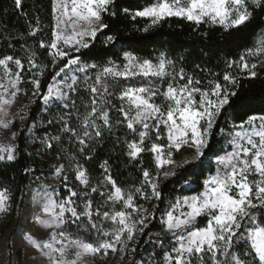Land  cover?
Instances as JSON below:
<instances>
[{
    "label": "snow or ice",
    "instance_id": "6c2138e0",
    "mask_svg": "<svg viewBox=\"0 0 264 264\" xmlns=\"http://www.w3.org/2000/svg\"><path fill=\"white\" fill-rule=\"evenodd\" d=\"M50 3V26L39 16L33 24L23 0L13 4L27 32L13 34L0 23V40L14 49L22 39L26 53L0 49V130L9 134L0 141V217L20 215L30 193L32 207L23 215L34 229L21 231L19 242L3 234L6 255L17 253L7 264H107L110 253L123 261L135 256L142 237L161 248L151 264H264V100L252 111L256 98L240 94L242 80L262 78L264 31L226 62L235 72L222 79L213 73L204 87L165 53L151 59L115 52L108 18L121 9L129 15L117 0ZM257 10L264 11V0H152L130 15L147 21L143 33L177 18L241 34ZM101 37L108 51L99 54L116 59H82ZM121 128L124 139L116 136V143L141 166L139 183L122 187L107 159L93 183L86 165L105 134ZM21 161L28 183L16 188L6 173ZM179 170L197 181L207 175L202 183L185 181L165 203L162 186L179 179ZM46 172L57 183H47Z\"/></svg>",
    "mask_w": 264,
    "mask_h": 264
},
{
    "label": "trees",
    "instance_id": "16d2710c",
    "mask_svg": "<svg viewBox=\"0 0 264 264\" xmlns=\"http://www.w3.org/2000/svg\"><path fill=\"white\" fill-rule=\"evenodd\" d=\"M151 2L152 0H117L118 4L129 9V15H125L121 9L117 17L108 18V22L112 25V31L109 34L118 37L114 51H133L143 58L151 59H155L160 53H165L170 59L177 62V68L183 66L187 73L202 80L204 82L202 86L204 87L207 86V80L214 78L213 73H219V78L222 79L225 71L235 72V69L230 70L226 67V62L238 59L246 49L254 47L261 38V32L264 31V11L257 10L254 13L253 20L248 24L247 29L241 30V34H237L235 31L232 34L225 33L218 27L208 25H201L196 28V26L177 18H171L149 33H143L138 29L144 27L147 21L143 18L133 21L130 14ZM23 4L24 11L28 13V19L33 24L35 18L39 16L42 25H51L50 0H23ZM0 23H6L9 26L8 30L13 34L26 33L28 30L26 19L14 8L13 0H0ZM44 31H50V27H45ZM101 41L102 37L97 41L96 50L88 53V56L82 59H86L89 63L98 64L105 63L109 59H116L114 55L99 54L108 51ZM21 43H23V40L17 39L14 41L15 48L9 49L7 46L8 41L0 40V49L4 52L14 51L16 55L24 57L26 53L21 49ZM261 76L262 78L242 80L241 83L240 94L256 98L255 109H252V111L258 110L261 107V100H264V70H262ZM26 87H30V85H26ZM227 122L231 123L230 120H227ZM124 134L125 130L123 128L116 130L115 135L105 134L103 143L96 148L94 159L86 165L92 173L93 183L101 174L99 163L105 159L109 160L112 166V174L122 187L127 188L139 183L141 166L135 162L129 163L127 156L124 154L123 145L116 143V136L123 140ZM215 144L216 141L214 140L213 146ZM21 147H23V144H21ZM149 159L150 157L145 155V160ZM23 166L24 161H21L10 167L6 173L7 176L16 178V188L28 183L26 179L21 178ZM35 166L39 169L41 162L37 160ZM179 171L181 173L179 179L177 177L170 178L162 186L165 203L174 201L181 194L185 181L191 179L196 183H202L204 176L207 175L205 171L197 181L196 177L183 176V170ZM184 194L189 193L185 192ZM27 199L28 194H25L20 209L21 212L27 206ZM97 199L99 198L97 197ZM165 203L161 204V209L165 207ZM151 232V239L155 241L157 233L160 232L159 226L152 227ZM160 236L163 238L164 234L160 233ZM146 239L148 237L141 238L135 256L129 255L125 259L128 261L134 260L135 264H141L142 261L144 264H151L153 254L161 253V248L153 243H145ZM158 258L157 256L156 259Z\"/></svg>",
    "mask_w": 264,
    "mask_h": 264
},
{
    "label": "rangeland",
    "instance_id": "374dc122",
    "mask_svg": "<svg viewBox=\"0 0 264 264\" xmlns=\"http://www.w3.org/2000/svg\"><path fill=\"white\" fill-rule=\"evenodd\" d=\"M15 130V129H13ZM8 133L0 130V141L7 142L8 141ZM188 155V153H186ZM177 159H181V157L177 156ZM49 176V179L46 181L47 183L55 184L56 181L52 180L49 173H45ZM31 194H28L27 199V206L24 208V210L21 212L20 215L13 214L7 218L0 217V264H7V261L9 259L15 260L17 253L13 251L12 256L8 257L6 255L5 249H4V243H3V234H9L10 241L16 240L19 242L20 233L23 230H33L31 229L30 223L26 222L24 219L23 213L25 210L30 211L31 210ZM21 259H23V253L20 254ZM107 264H128V260L124 258L123 261L120 260L119 253L112 255L109 254V257L107 259Z\"/></svg>",
    "mask_w": 264,
    "mask_h": 264
}]
</instances>
